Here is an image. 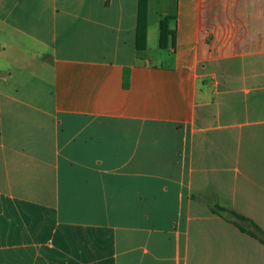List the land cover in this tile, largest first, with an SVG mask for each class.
I'll return each mask as SVG.
<instances>
[{
  "label": "crops",
  "instance_id": "0c3cea01",
  "mask_svg": "<svg viewBox=\"0 0 264 264\" xmlns=\"http://www.w3.org/2000/svg\"><path fill=\"white\" fill-rule=\"evenodd\" d=\"M139 3L0 0V264H264V0Z\"/></svg>",
  "mask_w": 264,
  "mask_h": 264
},
{
  "label": "trees",
  "instance_id": "16d2710c",
  "mask_svg": "<svg viewBox=\"0 0 264 264\" xmlns=\"http://www.w3.org/2000/svg\"><path fill=\"white\" fill-rule=\"evenodd\" d=\"M147 6L146 0H140L139 3V22H138V36H137V48L139 50H144L146 48V34H147ZM174 18H166L161 22V37H160V47L162 49H167L170 46L175 45L176 31L170 27L171 21ZM129 69H126L125 75V86H129ZM215 213L221 214L222 212H229L235 218V224L243 231L254 238L258 239L264 244V230L251 219L235 212L228 210L226 208L217 207L213 210ZM243 223H247L248 227H245Z\"/></svg>",
  "mask_w": 264,
  "mask_h": 264
}]
</instances>
